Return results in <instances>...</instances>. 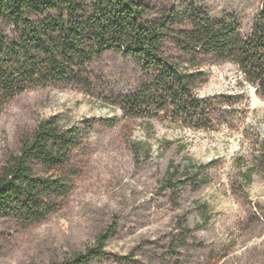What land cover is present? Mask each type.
Here are the masks:
<instances>
[{
    "label": "rangeland",
    "instance_id": "374dc122",
    "mask_svg": "<svg viewBox=\"0 0 264 264\" xmlns=\"http://www.w3.org/2000/svg\"><path fill=\"white\" fill-rule=\"evenodd\" d=\"M262 2L202 4L211 16L233 15L247 36ZM166 52L187 60L172 45ZM193 66L204 74L196 94L210 100L207 123L180 120L172 109L152 119L125 115L113 98L147 78L116 53L89 66L91 93L53 85L0 109V168L48 117L64 130H87L69 164L36 169L66 188L44 220L0 216V264H74L92 250L100 253L84 264H264V97L232 60L210 54ZM133 144L148 156L136 158Z\"/></svg>",
    "mask_w": 264,
    "mask_h": 264
},
{
    "label": "trees",
    "instance_id": "16d2710c",
    "mask_svg": "<svg viewBox=\"0 0 264 264\" xmlns=\"http://www.w3.org/2000/svg\"><path fill=\"white\" fill-rule=\"evenodd\" d=\"M203 2L0 0V109L28 90L53 85L91 93L89 66L106 53L134 60L146 75L135 93L113 98L130 117L152 119L172 109L180 120L207 123L210 100L196 94L204 74L193 65L210 54L234 61L264 97V0L247 36L233 15L211 16ZM169 45L187 60L170 56ZM86 131L64 130L56 116L40 121L0 168V216L10 212L28 223L44 220L66 188L61 178L37 177L36 169L69 164ZM132 152L136 158L148 156L141 144H133ZM173 177L169 172L164 186L171 187ZM99 253L78 255L74 264Z\"/></svg>",
    "mask_w": 264,
    "mask_h": 264
},
{
    "label": "water",
    "instance_id": "95a60500",
    "mask_svg": "<svg viewBox=\"0 0 264 264\" xmlns=\"http://www.w3.org/2000/svg\"><path fill=\"white\" fill-rule=\"evenodd\" d=\"M254 94V92H252Z\"/></svg>",
    "mask_w": 264,
    "mask_h": 264
}]
</instances>
